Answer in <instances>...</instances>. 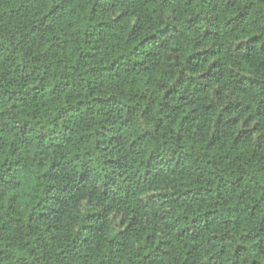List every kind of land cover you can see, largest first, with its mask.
<instances>
[{
	"label": "trees",
	"instance_id": "16d2710c",
	"mask_svg": "<svg viewBox=\"0 0 264 264\" xmlns=\"http://www.w3.org/2000/svg\"><path fill=\"white\" fill-rule=\"evenodd\" d=\"M0 264H264V0H0Z\"/></svg>",
	"mask_w": 264,
	"mask_h": 264
}]
</instances>
